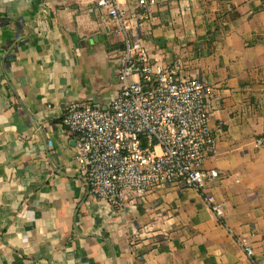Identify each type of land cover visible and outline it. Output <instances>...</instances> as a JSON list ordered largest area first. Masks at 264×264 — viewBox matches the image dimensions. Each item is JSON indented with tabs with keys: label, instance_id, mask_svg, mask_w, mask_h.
<instances>
[{
	"label": "crops",
	"instance_id": "1",
	"mask_svg": "<svg viewBox=\"0 0 264 264\" xmlns=\"http://www.w3.org/2000/svg\"><path fill=\"white\" fill-rule=\"evenodd\" d=\"M94 2L0 0V264H264V1L159 0L130 19L152 63L206 87L221 221L195 188L89 194L63 113L105 108L123 56Z\"/></svg>",
	"mask_w": 264,
	"mask_h": 264
},
{
	"label": "built area",
	"instance_id": "2",
	"mask_svg": "<svg viewBox=\"0 0 264 264\" xmlns=\"http://www.w3.org/2000/svg\"><path fill=\"white\" fill-rule=\"evenodd\" d=\"M158 3L95 0L93 9L112 21L125 46L116 74L119 90L105 108L89 101L68 103L62 121L93 197L120 205L159 186L195 188L221 221V203L204 191L206 181L219 177L215 168L204 166L216 150L206 87L197 77H182L177 62L152 63L130 27L131 18H148ZM255 144L264 146V137H256ZM238 242L250 255L245 239Z\"/></svg>",
	"mask_w": 264,
	"mask_h": 264
},
{
	"label": "water",
	"instance_id": "3",
	"mask_svg": "<svg viewBox=\"0 0 264 264\" xmlns=\"http://www.w3.org/2000/svg\"><path fill=\"white\" fill-rule=\"evenodd\" d=\"M121 49H122V53H123V51H124V49H125V46H124L123 43H121Z\"/></svg>",
	"mask_w": 264,
	"mask_h": 264
},
{
	"label": "trees",
	"instance_id": "4",
	"mask_svg": "<svg viewBox=\"0 0 264 264\" xmlns=\"http://www.w3.org/2000/svg\"><path fill=\"white\" fill-rule=\"evenodd\" d=\"M264 1V0H263Z\"/></svg>",
	"mask_w": 264,
	"mask_h": 264
}]
</instances>
